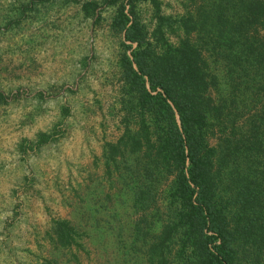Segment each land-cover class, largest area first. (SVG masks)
<instances>
[{"label":"trees","instance_id":"trees-1","mask_svg":"<svg viewBox=\"0 0 264 264\" xmlns=\"http://www.w3.org/2000/svg\"><path fill=\"white\" fill-rule=\"evenodd\" d=\"M104 1L116 6L123 110L136 126L106 145L104 167L140 212L137 236L107 240L139 264H264V0H185L175 18L159 0ZM82 8L93 18L98 2ZM49 140L39 134L36 146ZM156 216L150 236L141 227ZM51 231L56 247L79 246L77 225L58 220Z\"/></svg>","mask_w":264,"mask_h":264},{"label":"rangeland","instance_id":"rangeland-1","mask_svg":"<svg viewBox=\"0 0 264 264\" xmlns=\"http://www.w3.org/2000/svg\"><path fill=\"white\" fill-rule=\"evenodd\" d=\"M96 1L91 18L86 0H0V264L140 263L107 240L137 236L140 212L104 167L106 145L136 126L123 110L116 6ZM159 1L165 17L185 12V0ZM136 11L151 30V5ZM39 134L50 140L37 147ZM159 216L141 227L150 236ZM58 220L77 225L79 246L53 244Z\"/></svg>","mask_w":264,"mask_h":264}]
</instances>
